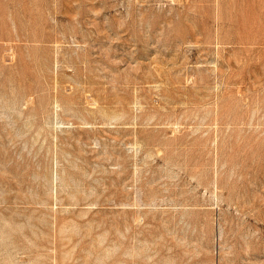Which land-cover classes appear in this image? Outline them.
<instances>
[{
	"label": "rangeland",
	"instance_id": "1",
	"mask_svg": "<svg viewBox=\"0 0 264 264\" xmlns=\"http://www.w3.org/2000/svg\"><path fill=\"white\" fill-rule=\"evenodd\" d=\"M0 264H264V0H0Z\"/></svg>",
	"mask_w": 264,
	"mask_h": 264
}]
</instances>
